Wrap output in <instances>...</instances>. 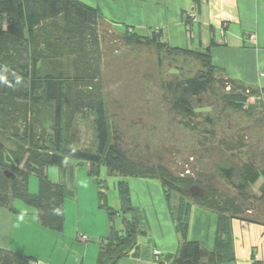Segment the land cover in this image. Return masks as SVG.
Wrapping results in <instances>:
<instances>
[{
  "label": "trees",
  "instance_id": "obj_1",
  "mask_svg": "<svg viewBox=\"0 0 264 264\" xmlns=\"http://www.w3.org/2000/svg\"><path fill=\"white\" fill-rule=\"evenodd\" d=\"M201 3L194 0L198 11ZM108 27L114 26L96 8L79 0H0V207L13 213L33 212L43 227L62 233L67 193L64 185L50 180L48 168L63 169L71 161L87 165L88 174L97 179L100 206L107 208L100 180L102 167H106L109 175L121 177L117 186L126 211L133 210L129 178L159 181L170 207L173 195L179 198L178 209L172 214L182 242L174 256H167L169 264L234 262L231 221L264 225V89L214 66V39L205 50L194 51L171 47L160 32L140 34L129 27L123 32L114 27L115 38L108 39ZM117 42L131 54L144 48L155 50L160 67L168 62L170 70L193 72L164 78L158 95L150 92V99L145 100L159 110L144 111L142 116L167 122L192 138L191 157L202 150L240 162L235 181L195 167L176 170L167 159V153H172L168 146L153 150L147 143L142 155H132L133 148L129 149L127 136L110 110L103 77L120 50L114 47ZM204 96L212 97L213 114L200 116L195 101ZM244 117L255 119L262 133L260 141L247 142L248 128L237 122ZM81 121L91 124L93 148L74 147L72 130ZM6 137L13 147L5 144ZM33 175L39 179L36 194L29 189ZM219 178L231 187L219 184ZM260 181L258 195L252 188ZM194 186L202 189L204 197L190 196ZM21 203L29 209L20 210ZM192 207L219 220L212 250L188 240ZM109 215L112 219L114 214ZM123 222V230L112 226L107 241L101 243L100 264H118L138 250L137 222L125 216ZM36 261L0 248V264Z\"/></svg>",
  "mask_w": 264,
  "mask_h": 264
},
{
  "label": "crops",
  "instance_id": "obj_2",
  "mask_svg": "<svg viewBox=\"0 0 264 264\" xmlns=\"http://www.w3.org/2000/svg\"><path fill=\"white\" fill-rule=\"evenodd\" d=\"M79 1L96 8L115 28L126 25L140 34L160 32L162 40L174 48L203 51L214 39L211 51L214 66L232 78L264 89V0H202L199 11L194 0ZM252 34L256 35V44L248 41ZM176 200L177 205L173 206L171 201L170 207L167 200L159 198L155 204L153 198L146 206L149 211L152 209L150 213L146 211L143 219L134 218L144 225L145 237L140 240L138 250L132 253L134 256L130 254L118 264H169L167 256H174L182 242L172 214L179 206V198ZM132 207L137 211L133 201ZM19 208L24 210L21 205ZM78 214L80 218V211ZM36 217L33 212L13 213L0 207V248L46 264H100L102 240L94 243L99 244L96 252L91 243L97 237H91L81 224L74 235H68L65 230L59 233L54 244L49 246L50 252L33 249L32 225H41ZM189 225L188 240L214 249L219 233L217 216L192 207ZM231 236L236 259L222 264H264V225L233 219ZM44 249L48 251V247ZM156 252L161 254L160 259L156 258Z\"/></svg>",
  "mask_w": 264,
  "mask_h": 264
},
{
  "label": "rangeland",
  "instance_id": "obj_3",
  "mask_svg": "<svg viewBox=\"0 0 264 264\" xmlns=\"http://www.w3.org/2000/svg\"><path fill=\"white\" fill-rule=\"evenodd\" d=\"M126 27V25H122L117 30L123 32ZM107 32L109 34L108 39L113 40L117 31L114 27H108ZM113 44L116 49L120 50L115 54L116 59L104 70L103 77L106 90L108 91L110 110L115 116L117 123L122 126L127 136L128 147L129 149L133 148L131 149L133 156L142 155L146 144L150 143L153 150H162L168 146L167 148H170L172 153H167V159L170 166H173L178 171L183 167L189 170L195 167L197 170L204 169L207 172L220 174L218 172L219 166L228 168L231 166L230 162L241 170L240 162L219 152L208 153L201 150L200 152L197 151L198 156L191 157L194 152V141L192 138L186 137L178 131L177 127L168 126L167 122H154L142 116L144 111L152 110L157 112L159 110L157 105H154V103L152 105L147 104L145 100H147V97L150 99V92L158 95L164 78H175L177 75L183 76L182 73L192 75L193 72H189V69H184L182 73L170 70L168 62H165L164 66L160 67V57L151 48L136 50L135 53L131 54L119 42ZM212 102L213 100L210 96H204L195 101V108L200 116L213 114L211 109ZM251 102L254 103V99H251ZM216 113H219V110L214 112V114ZM225 115L223 113V116ZM234 120L237 121V119ZM237 122L248 128L246 133V136H248L247 142L254 143L261 140L262 133L255 119L244 117ZM72 132L75 136L74 147L76 149H88L95 146V133L89 122L81 121L78 126L74 127ZM5 144L13 147V144L7 141V137L5 138ZM136 144L140 145L139 149L134 148ZM48 176L51 181L64 185L66 189L64 232L68 235H74L81 224V228L86 232H90L91 237H97L93 243H91V238L88 242L93 244L92 246L96 249V252L99 249V244L97 246L95 244L99 243L100 240L102 242L107 241L112 226L118 231L124 229L123 216L130 220L135 217L143 219V217H146V211L149 214L152 210L150 208L149 211L146 206L151 203L153 198L155 204H157L159 198L166 201L163 187L159 181L129 178L131 199L137 211H126L117 186L121 177L109 175L106 167H102L100 180L103 181L104 189L101 191L105 193L103 203L110 209L109 211L107 208L100 206V189L97 185V179L88 174L87 165H80L71 161L63 169L51 166L48 168ZM218 183L224 187H231L223 178H219ZM261 184L262 181L253 186L252 192L259 195ZM29 189L31 193H38L39 179L37 176L33 175L30 177ZM71 191L74 192V195L70 193ZM176 198H178L177 195H173V206L177 205ZM21 206L29 209L22 203ZM159 207H163V205L159 204ZM78 211H80V218ZM109 212L114 214L112 219ZM140 222L142 223V221ZM137 224L141 240L145 237L142 230L146 229H144V225H140L138 222ZM81 233L84 234L85 232ZM85 234L89 237V234ZM32 237V248L38 252L48 253L51 248L49 246L54 244L55 239L59 237V233L43 229L41 225L37 226L34 224L32 225ZM62 242H65V240ZM45 247H48V251L44 249ZM131 255L132 257L134 256V254Z\"/></svg>",
  "mask_w": 264,
  "mask_h": 264
},
{
  "label": "water",
  "instance_id": "obj_4",
  "mask_svg": "<svg viewBox=\"0 0 264 264\" xmlns=\"http://www.w3.org/2000/svg\"><path fill=\"white\" fill-rule=\"evenodd\" d=\"M221 174H223L226 178H229L233 181L238 177V168L236 166H230L228 168H225V166H220L218 169ZM190 196L192 198H202L204 197V192L202 189L198 186H194L190 190Z\"/></svg>",
  "mask_w": 264,
  "mask_h": 264
},
{
  "label": "built area",
  "instance_id": "obj_5",
  "mask_svg": "<svg viewBox=\"0 0 264 264\" xmlns=\"http://www.w3.org/2000/svg\"><path fill=\"white\" fill-rule=\"evenodd\" d=\"M249 42L251 44H255L256 43V35H254V34L250 35ZM83 239L85 240L86 239V236H83ZM159 255H160V253L159 252H156V258L159 259ZM32 264H46V263L36 261V262H34Z\"/></svg>",
  "mask_w": 264,
  "mask_h": 264
}]
</instances>
